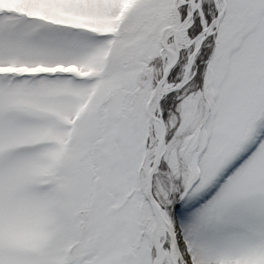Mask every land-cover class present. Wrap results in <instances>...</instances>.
I'll return each instance as SVG.
<instances>
[{
    "label": "snow or ice",
    "instance_id": "snow-or-ice-1",
    "mask_svg": "<svg viewBox=\"0 0 264 264\" xmlns=\"http://www.w3.org/2000/svg\"><path fill=\"white\" fill-rule=\"evenodd\" d=\"M0 264H264V0H0Z\"/></svg>",
    "mask_w": 264,
    "mask_h": 264
}]
</instances>
